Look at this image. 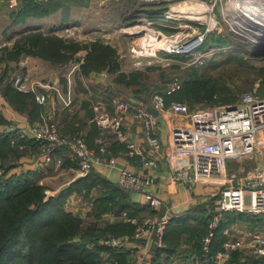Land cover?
I'll use <instances>...</instances> for the list:
<instances>
[{
    "label": "built area",
    "instance_id": "built-area-1",
    "mask_svg": "<svg viewBox=\"0 0 264 264\" xmlns=\"http://www.w3.org/2000/svg\"><path fill=\"white\" fill-rule=\"evenodd\" d=\"M167 1L170 0H138V3L145 6ZM210 1H212L211 15L215 7L224 2L223 11L226 14L238 15L235 18L236 27L241 36L244 34L251 42H259L263 34L257 30L264 27V0ZM167 18H170L169 15ZM210 31L211 28L207 27L193 35L180 30L164 36L162 50L168 55H193L202 48ZM66 33L71 35L73 29L68 28ZM144 39L147 40V37L144 36ZM158 51L160 48L149 46L137 56L141 57L149 53V55L158 56ZM203 56L200 55L196 59ZM24 58L22 65L25 70L15 72L12 77L14 88L34 95L37 103L43 107H50L53 95L57 96L66 106L71 105L72 77L81 64L75 65L66 73L70 91L65 93L59 85L61 76L55 69L44 62H34L29 66V57ZM36 72L44 74H40L42 77H37ZM182 87L183 81L175 77L167 84L165 94L156 93L153 96L152 106L162 118H167L171 126L169 147L174 154L171 184L179 190L191 193H195L201 184L209 193L212 192L214 185H222L220 198L218 201L214 199V207L211 208L212 219L209 233L203 239V255L197 256V264H207L203 260L211 253L213 240L226 212H249L261 216L264 220V166L257 163V160H261L264 165V93H244L236 103L216 106L211 109L212 113L204 114L198 109L197 111L192 110L187 103L180 101H173L167 106L165 96L174 94ZM131 109H134L135 117L146 125V137L152 152L160 155L164 143L159 138L161 127L158 116L150 112L146 106L135 104L126 96L121 95L95 101L94 120L100 127L95 149L90 148L84 134L66 135L50 110L43 115V122L30 124L20 133L23 138L35 141L41 146V154L47 165H62L64 163L63 153H65L76 162L80 175L84 177L95 170L97 165L116 167L118 159L110 154L108 148L112 137L126 143L131 155L142 154L141 149L132 142L125 130V123ZM0 111L6 114L12 112L1 89ZM247 159L255 162L250 169L241 171L239 168H232V165ZM145 164L155 165L156 160L155 158L147 159ZM2 173L3 171L0 170V174ZM118 185L128 192L143 193L151 211L158 213L140 222L138 228V232L150 236L145 248L142 249L143 255L137 256L140 261L138 264H151L148 247L150 244L159 248L166 246L165 230L176 214L174 213L175 206L149 189L151 179L126 168L120 171ZM213 198V196L209 197L210 200ZM164 207L166 212L159 214ZM130 221L133 224L139 223L137 219ZM224 233L228 239L223 245V250L211 258L217 264H224L235 251L251 257L253 261L250 264H264V225L229 227ZM138 238L139 235L133 238L113 237L102 240L99 244L119 251L123 246L132 245V242L139 240ZM89 246L90 248L95 247L93 243Z\"/></svg>",
    "mask_w": 264,
    "mask_h": 264
},
{
    "label": "trees",
    "instance_id": "trees-1",
    "mask_svg": "<svg viewBox=\"0 0 264 264\" xmlns=\"http://www.w3.org/2000/svg\"><path fill=\"white\" fill-rule=\"evenodd\" d=\"M132 1L136 5L139 4L138 0ZM61 6L56 0H19V6L13 13V24L16 26L25 23L29 18H45ZM152 13L149 12L150 15ZM87 48L90 50L85 63L82 64L85 74L108 69L112 72L119 71V80L126 78L127 74L120 71L117 50L111 45L102 41H96L90 46L81 45L65 41L55 34L47 35L42 31L25 33L16 40L13 47L1 48L0 69L3 62H18L23 55H33L55 65H66L79 51ZM7 74L8 67L5 66L0 74V86ZM131 76L132 80H126L128 84H137L138 77L134 74ZM193 76L182 80V89L168 95L167 101L186 100L190 103H184L191 109L214 102L228 105L237 101L231 95L215 101V92L207 90L205 80ZM2 90L7 102L19 113L30 114L32 120L41 114L43 107L37 103L34 95L16 90L12 78ZM10 124L0 112V127ZM83 134L80 132L74 136ZM18 137L17 131L12 132L8 128L0 132V170L3 171L0 175V264H102V251L109 253L112 262L128 264L130 252L120 253L99 242L108 236L123 238L135 235L137 226L130 220L143 222L152 213L150 207L147 204L134 203L130 192L102 177L95 170L72 183L58 195L47 199V187L39 183L36 172L11 173L16 165L6 168L5 162L18 152L17 147L11 146L14 140L26 144L27 151H32L33 147L34 151H41L37 142L20 140ZM77 192L87 195L94 193L88 216L96 221V224L85 223V226L83 217L66 208L68 197ZM214 203L215 200L205 202L191 209L183 217L171 221L165 230L166 246L153 247L154 264H193L191 258L193 259L194 255H203V239L209 233L211 208ZM108 214L117 218L116 223H111L109 219L104 222L103 218ZM99 223H104V226L100 227ZM244 223L256 227L264 225V220L261 216L249 212H226L213 240L211 253L203 261L207 264H217L211 258L223 250V245L228 239L225 230L234 224ZM92 242L98 245L97 249L88 246ZM241 257L242 253L235 251L226 264L239 263ZM247 259L248 263L253 260L250 257Z\"/></svg>",
    "mask_w": 264,
    "mask_h": 264
},
{
    "label": "rangeland",
    "instance_id": "rangeland-1",
    "mask_svg": "<svg viewBox=\"0 0 264 264\" xmlns=\"http://www.w3.org/2000/svg\"><path fill=\"white\" fill-rule=\"evenodd\" d=\"M9 1L10 0H0V8L2 7V12L0 13V32L6 29L5 33L11 35L13 31H18L17 34L20 36V32H28L25 31V29L31 27V24L39 23L38 21H34L30 24L15 26V28L13 24V17L10 12L16 4H12L13 6H11L9 5ZM56 2L60 3L62 6L58 10L52 11L46 17L55 15L54 20L57 22L63 20L65 17H68V19L74 21V25L79 27L80 30H74L71 35H67V33H65V35L62 36L54 31L47 33V35L55 34L58 37L65 39V41L76 42L87 46L92 45L96 41H102L103 43L107 45L109 44L115 48L119 56L118 60L120 63V71L122 70L128 73L125 80H132L131 75L133 74L138 77V83L134 82L137 84L128 85L127 83H124L127 86L117 85L113 82V76L108 77L107 81L109 85L121 93V96L136 95V93H138V95H142L146 99H149L154 91L162 89L167 82L170 80L172 81L175 77H179L181 80H184L191 76L194 77L193 75H196L198 79L205 80L207 90L215 92L213 97L215 101L220 100L221 97L225 98V96L228 95L235 97L238 101L244 93H264V46L258 49L251 43L250 39L245 37L244 34L241 36V33L236 27L235 18L238 15L235 16L234 14H226L223 11L225 6L224 2L220 3L218 7H215V11L212 15V1L210 0H170L160 4L145 6H141L140 4L136 5L132 0H56ZM206 6H209L210 8L207 13L209 17L202 20L195 21L172 17L167 18L173 8L176 7L181 11L186 9L195 12H204L207 11ZM150 11L153 12L151 15L149 14ZM98 27L104 28L105 32L97 33L96 30H99ZM207 27L211 28L210 34L202 48L195 54L181 57L168 55L162 50V38L164 36L171 35L180 30H185L193 35L194 33L202 31ZM91 30H93L94 33L90 34V36L87 37L83 34ZM151 31H154V40L143 39L144 36L147 37ZM138 32L139 34L136 35ZM104 33L107 34L108 37H103ZM158 36L159 38H157ZM149 46L156 49L160 48L158 56L149 55L150 53L141 57L134 56V50L140 53ZM89 50L90 49L87 48L79 51L66 65H55L46 60L45 62L58 73L64 72L67 68L70 69L75 65L80 64L81 65L77 70L81 68L83 71L82 64L85 63ZM200 55L204 56L196 59V57ZM108 72L112 73L110 70ZM14 73L15 71H8L6 79H4L3 84L0 86L2 89L6 87ZM85 75L87 74L84 73V76ZM2 91L4 92V90ZM184 102H187L188 104L190 103L186 100ZM220 103L221 102H214L209 105H199L198 111H201L204 114L212 113L213 110L211 109L216 106L223 105ZM45 109V107L44 109L42 108L43 114H41L39 120L35 119V123L43 122ZM192 110L197 111V106ZM15 129L17 130V128ZM2 130L3 129H1L0 132ZM11 146L14 148L17 147L16 149L18 152L11 155L8 161L5 162L6 168L14 165L20 166L24 157L36 159V157L38 158L39 156V152L33 150L35 147H33V149L30 148L33 152L27 151L26 147L28 146L24 143L16 142V140L13 141ZM39 147V151H42L40 145ZM108 148L110 150V154L114 155L110 145ZM71 162L76 168H78L73 159ZM60 165L56 168L51 167L43 173L42 177L38 178L39 183H45L44 185L47 187V199L62 192V186L69 183L68 181L71 178L61 174ZM254 165L255 162L253 160L247 159L244 162H238L232 165V168H239V170L243 171L250 169ZM201 187L202 190L205 191L206 188L203 184H201ZM212 188L213 190L211 193L208 191H205L204 193L209 197L213 196L214 199L216 198V201H218L222 185H214ZM73 195L74 197L76 196L74 199H72ZM94 197L93 192L89 195L77 192L72 194L67 199L66 208H68V210L75 215L83 217L85 226L86 224H96V221L91 220L86 213L88 206L90 208L89 210H91V198ZM109 215L111 214L105 215L103 220H106L107 222ZM112 217L115 216L112 215ZM111 223H116V221ZM99 224L100 227L104 226L101 223ZM140 224V222L135 224L137 226L135 235H139V240H135V242H132V245L123 246V248L119 250L120 253L125 251L130 252L128 264H138L140 262L137 256L143 255L142 249L145 248L146 241L150 237L145 235L143 232H138ZM242 225L244 227H249L246 223ZM135 235L128 237L133 238ZM111 238H113V236H108V239ZM92 243L95 245L92 249H97L98 245L94 242ZM152 247H154L153 244H150L148 252L151 255V264H154V249ZM189 247L191 248L190 245ZM101 256L103 259L102 264H119L118 262H112L110 260L109 253L106 251H102ZM194 256L195 257H193V259L191 258V260L192 262L194 261L193 264H197V255ZM245 257V253H243L242 258L246 260ZM252 261L253 260L249 261V263Z\"/></svg>",
    "mask_w": 264,
    "mask_h": 264
},
{
    "label": "crops",
    "instance_id": "crops-1",
    "mask_svg": "<svg viewBox=\"0 0 264 264\" xmlns=\"http://www.w3.org/2000/svg\"><path fill=\"white\" fill-rule=\"evenodd\" d=\"M37 1L44 2L47 0H37ZM12 4H16L10 12L11 16L13 17L14 11L19 6V0H10L9 5L13 6ZM1 12H2V7L0 8V13ZM54 16L55 15H52L50 17H45V18H29L25 23H20V24H17L16 26L23 25V24L26 25V24H30L31 22L38 21L39 23L31 24V27L25 29V31H28V32L42 31L45 34L54 31V32H57L58 34H61L62 36L65 35L66 30L68 28H72L73 32L74 30H80L79 27L74 25V21L68 19V17H65L63 18V20L57 22L54 20ZM5 30L6 29L0 32V49L6 46L11 48L16 42V40L20 38V36H22L25 33H28V32L23 33L24 32L23 31V32H20L21 35L18 36L17 34L18 31L17 32L13 31L11 35H8L7 33H5ZM81 31L83 32L82 28H81ZM96 31L97 33L99 32L101 33V32H105V29L100 27L99 30H96ZM93 33L94 31L91 30L83 34L88 37L90 36V34H93ZM138 34L139 32L136 35ZM103 37H108V35L104 33ZM133 53H134V56H137L139 54V52H136L135 50ZM26 56L29 57V60H30L29 66L32 65L34 62L46 63L45 60L41 58H37L33 55H23L18 62L10 61L8 64H6V62H3L2 67L0 69V74L3 73V68L6 65L8 67V71L18 72L20 70H25V68H23L24 65L22 64L25 61L24 57ZM68 70L69 69L67 68L64 72L59 73V75L61 76L59 79V85L62 91H64L65 93H69L70 91L69 82H68L67 74H66ZM108 71L109 70L93 72L89 75L84 76V72L80 68L75 73H73V77H72L71 96L73 97V99H72L71 105L66 106L57 96L53 95L51 97L50 107L49 108L45 107L46 109L44 111L45 113L46 112L48 113L49 110L52 111L59 125L61 126L62 129H64L68 133V135L74 136L80 132L84 133V135H86V140H87L88 145L90 146V148H93V149L97 148V139L100 135V127L94 120L95 101L98 99H102V98L109 99L111 96L121 94L115 89H113L112 86L109 85L107 81L108 77L113 76V80H114L113 82L117 85L127 86L124 83L128 84V82L125 79L121 78L119 80V75H118L120 73L119 71L112 72V73ZM121 72L128 74L127 72L122 71V70ZM40 74H44V73L36 72L35 76L42 77L40 76ZM169 82H167L164 85V87H162V89L154 91L151 95V98L149 99H146L142 95H138V93H136V95H128V96L126 94L124 95H126V97L133 103L146 106L147 109L151 112V109L153 107L152 106L153 96L156 93L165 94V89H166L167 84H169ZM128 85H135V84H128ZM165 97H166V104L167 106H169L172 103V101L171 102L167 101L168 96H165ZM11 108H12V112L10 114L3 113V115L11 122L10 126L0 127V130L8 128L9 131H12V132L17 131L19 135L18 139L20 140L24 139V140L31 141L29 139L23 138L20 132L21 130L25 129L28 125L33 124V122L35 123L36 120H39L41 117V114L43 113L41 112L38 118H34L36 120H32L30 118L31 116L30 114L21 113V112L19 113L12 106ZM111 109L114 110L112 106H111ZM197 109H199V106H197ZM153 114L155 116H158L159 118L160 127H161V134L159 135V138L164 143V147L160 155L152 152L150 145L148 144L147 137H146V125L143 121L135 117V111L134 109H131V111H129L128 113V117L125 123V127H126L125 130H127V133L130 139L132 140V142H134L138 146V148L141 149L142 154H134V155L132 154L131 155L130 149L126 143L119 141L116 137H112L110 139V146H111L114 156L117 157L118 159L117 165L114 168L110 166H106V165H97L95 171L99 173L102 177L110 180L114 184H118V178L120 176V171L123 168H126L134 173H137L139 175L147 177L148 179H151V185L149 189L153 191L154 193L161 195L165 201H169L175 206L174 213L176 214L174 215L173 219L176 220V219L183 217L186 213H188L191 209H194L198 205H201L205 202H213L214 198L213 200H210L209 196L207 197V195H205L204 193L205 191L202 190L201 185L198 187V191H196L195 193H190L188 191L179 190V188L171 184V176L173 174L172 162L174 160V154L172 153V150L169 147V135L171 133V126L167 118L165 119L162 118L158 114V112H156V114L155 113ZM15 128H17L18 130H16ZM40 154L41 153H39V156L38 158L36 157V159L35 158L31 159L30 157H26V158L24 157L22 164L20 166H16L14 170L12 169L13 170L12 172L21 173L25 171H32V172H36L38 177H42L43 173H45L48 169H50L51 167H54V168L57 167L53 165L52 166L47 165L42 155ZM63 154H64L63 155L64 164H62L60 167L61 174H64L71 178L68 181L69 183L62 186L61 188L62 191L67 189L72 183L78 181L80 178L83 177L80 175L78 168H76L74 164L71 162L72 158L68 154H65V153ZM150 158H155L156 160L155 165L147 166L145 164L146 160ZM257 163L261 166H264L261 160L259 161L257 160ZM40 184H42V182H40ZM67 185L68 187H66ZM129 194L134 203H140V204L146 205V198L143 193L130 192ZM72 197L71 198L74 199L76 196L74 197L73 195ZM89 209L90 208L88 206V209L86 211L87 215L90 212ZM151 212L152 213L147 218L158 215L157 212H154V211H151ZM165 212H166V208L164 207L159 214H164ZM116 219L117 218L112 217V214L109 215V220H111L112 222L115 221ZM101 224L104 225V223H101ZM237 226L238 228L244 227L242 224H234L231 227H237ZM245 258L246 260L241 257L239 260V263L236 262L232 264H249L247 262L248 261L247 257ZM228 260L224 264H226Z\"/></svg>",
    "mask_w": 264,
    "mask_h": 264
},
{
    "label": "bare ground",
    "instance_id": "bare-ground-1",
    "mask_svg": "<svg viewBox=\"0 0 264 264\" xmlns=\"http://www.w3.org/2000/svg\"><path fill=\"white\" fill-rule=\"evenodd\" d=\"M207 11L204 12H195V11H191V10H179L177 7L173 8V10L169 13V17L172 18H178V19H190V20H202L205 18H208L209 15H207L208 10L210 9L209 6H206ZM214 23V22H213ZM141 29H145V28H141ZM154 31H151L148 36H147V40H153V34Z\"/></svg>",
    "mask_w": 264,
    "mask_h": 264
},
{
    "label": "water",
    "instance_id": "water-1",
    "mask_svg": "<svg viewBox=\"0 0 264 264\" xmlns=\"http://www.w3.org/2000/svg\"><path fill=\"white\" fill-rule=\"evenodd\" d=\"M257 31L260 32L263 35H261L260 39L258 40L259 41L258 43H255L254 41H252L251 43L254 44V46L256 48L259 49V48H262L264 46V27L259 29V30H257ZM151 112L156 114L157 111H156V109L154 107H152ZM66 187H68V185Z\"/></svg>",
    "mask_w": 264,
    "mask_h": 264
}]
</instances>
